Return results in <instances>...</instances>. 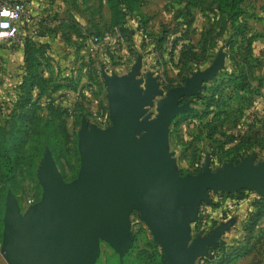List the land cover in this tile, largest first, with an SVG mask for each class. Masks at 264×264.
Listing matches in <instances>:
<instances>
[{"label":"water","instance_id":"obj_1","mask_svg":"<svg viewBox=\"0 0 264 264\" xmlns=\"http://www.w3.org/2000/svg\"><path fill=\"white\" fill-rule=\"evenodd\" d=\"M223 66L224 54L218 51L207 69L164 94L151 74L136 79L135 68L122 77L103 71L110 126L103 130L81 118L79 169L72 181H63L46 150L37 169L39 201L22 212L7 192L0 242L4 262L96 264L101 241L121 260L131 246L129 213L135 208L164 252L163 264H195L208 256L220 231L191 240L186 214L194 221L197 207L211 204L210 193L253 191L264 198V161L255 163L254 156L215 174L207 162L196 175L174 171L169 127L192 100L180 101L198 97ZM157 97V114L150 118L148 109Z\"/></svg>","mask_w":264,"mask_h":264},{"label":"rangeland","instance_id":"obj_2","mask_svg":"<svg viewBox=\"0 0 264 264\" xmlns=\"http://www.w3.org/2000/svg\"><path fill=\"white\" fill-rule=\"evenodd\" d=\"M143 4L147 17L142 14L143 19L147 24L150 19L151 25H156L158 32L161 30L167 34L169 48L173 47L175 39L180 44L192 43L195 45L200 41L204 43L206 41V44L214 46L205 55L197 56L187 66L179 67L177 65L170 68L166 67V64L162 66L158 64L161 75L159 87L163 94L170 88L182 86L193 73L207 69L220 49L225 52V67L223 66L224 68L217 73L212 81L204 85V89L198 97L180 101L182 104L189 99L192 100L188 110L184 114L178 115L170 124L167 148L173 154L175 173L178 176L196 175L202 171L207 162L210 172L215 174L224 165L236 166L255 153V163L264 161V154H257L259 148L263 150L262 145L242 142V137L250 136L247 133L250 129L244 131L241 128L240 120L245 118L243 123L246 128L250 125L251 113L249 111L253 96L250 93H236L230 87H221V83L224 84L227 81V75L243 66L244 51H238L233 62L227 60L223 44L228 41L227 37L231 34L230 24L224 17H219L216 11V0H197L195 7L190 8L194 21V30L192 31H187L185 27V22L188 21V15H190L189 10L187 12L185 8V0L180 3L175 0H143ZM242 9L243 16L238 22L239 26L243 27L244 25L251 35H264V0H245ZM162 11L165 12V15ZM173 16L179 19L175 21V24ZM133 20L137 19L130 18L129 27L130 25L134 26ZM147 24L144 29L149 37L148 43H150V40L154 41L153 37L156 36V33L149 30ZM141 42L146 43L142 39ZM180 44L176 45V53L181 49ZM93 46L96 47V45ZM65 51L67 52V50ZM130 52L132 51L130 50ZM69 53L73 55L72 60L67 65L65 64L66 66L54 78L55 83H52L50 88L41 95L32 120L29 119L23 125V121L18 120L21 114L10 117L15 108L14 101H3L0 104V205H3L0 207V214L2 229L7 192L16 198L22 212L29 207L27 204L29 200L34 203L39 201L41 187L37 180V169L45 151H50L48 143L53 146L50 153L57 170L63 181L68 183L77 176L79 169L77 133L81 118H85L89 124L103 130L110 126L102 72L104 70V72L112 74H122L128 72L130 67L126 66L123 71L118 70L119 65L116 64L124 63V61L120 62L122 58L110 60V62L104 61L103 57L99 56L98 58L94 54L91 45L79 46L76 44ZM135 59L136 55L129 53L126 58L127 64H132ZM167 62L169 61L166 60ZM57 85L63 87L62 91L55 89ZM61 93H64L63 96H60ZM158 100L159 97L155 98L154 106L148 109L150 118H154L157 114L156 102ZM49 106H53L57 111L63 109L65 112H62V116H55L54 113L57 114L55 111H48ZM81 114L85 116L80 118ZM49 118L51 126L47 125ZM260 125H262L260 130L263 132V137H261L264 138V125L262 123ZM20 127H22L24 135L20 134L21 140L15 142L16 136L19 137ZM243 131L244 135L241 137ZM4 149L8 150V159L3 157ZM235 154L239 157H236ZM237 160L239 161L236 163ZM7 170L10 176H7L6 179L11 184V190L7 184L2 182ZM10 177L11 179H9ZM254 194L253 191L246 192V195ZM222 195L221 192L210 193L211 204L208 206L211 208L219 206V198H224ZM204 206L207 204L197 207L194 221H190L186 214L191 240L206 237L208 227L216 226V222L211 218V211L207 213ZM196 221L200 222L198 228H195ZM129 223L132 236L129 251L132 253V258L138 257L139 261L136 264H163L165 254L161 247L153 241L148 228L140 221L138 209L130 211ZM229 234L230 236L225 238L228 247L239 245L250 251L247 257H242V264H264V223L249 235H243L239 231ZM221 244L219 242L217 247ZM217 247L212 250L215 251ZM209 254L215 256L212 251ZM218 257L219 255L215 258ZM108 258H111L114 263L121 262L123 259L120 260L118 255L101 241L96 264H106ZM199 260H202L203 263L197 264H213L210 261L207 263V255ZM0 264H6L2 258H0Z\"/></svg>","mask_w":264,"mask_h":264},{"label":"crops","instance_id":"obj_3","mask_svg":"<svg viewBox=\"0 0 264 264\" xmlns=\"http://www.w3.org/2000/svg\"><path fill=\"white\" fill-rule=\"evenodd\" d=\"M16 1L25 2L32 7H36L42 15L43 24L41 31L37 36L26 35L14 45L0 44V104L3 101L13 102L16 99L18 94L16 87L22 82V78L25 76L24 49L28 44L34 45L36 48H42L43 55L39 59L41 63V77L50 86L52 83H55L54 78L58 72L72 60L73 55L70 54L69 51L76 44L79 46L91 45L93 47L94 54H96L98 58L99 56L103 57L104 61L110 62V60L112 61L122 58L120 62L124 61V63L116 64L119 65L117 67L118 70L123 71L126 66L130 67L128 72H124L122 74H112L106 72L110 76H126L133 68H135L137 72V75L135 76L136 79L144 78L147 74H151L153 78L158 79L157 81L160 84L161 82L159 78H161V75L159 74V65L162 66L166 64V67L170 68H174L177 65L180 67L183 61L181 60V53L185 50L193 52L196 56L205 55L206 53H203L204 43L202 41L198 42V44L196 43L195 45L192 43L180 44L176 42L177 44L174 45L173 43V47L169 48V37H167V34L164 31L160 30V32H158L156 25H151L150 19H148V28L156 33V36L153 37L154 41L150 40V43L141 42V37H139L140 35L135 30L134 26L130 25L129 27L128 23L130 18H127L126 28L134 31L132 35L120 34L121 39L118 41V44L113 45L112 47L100 48L99 46H93L91 43V38L93 36H99L104 33L117 30L112 27L111 13L106 0ZM144 7L145 6L143 4L141 13L145 16L146 11ZM162 13L165 15L164 11H162ZM173 18L175 24V21H178L179 19L176 16H173ZM190 30H194V21L190 25L189 29H187V31ZM253 37L254 39L250 47L251 56L249 57V60L252 62L249 78L250 87L249 91L245 92V94L250 93L253 96L252 106L249 111L251 113V116L249 117V119H251V123L247 128L243 123L245 118L241 119L240 123L241 128L244 131L250 129L247 133L250 137H252L253 141L259 143L264 141V138H262L263 132L260 130L262 125L259 126L261 123L264 125V35H253ZM178 44H180L181 49L178 53H176V47ZM257 46H260L261 48H258ZM65 50H67V52ZM130 50L132 52H130ZM219 51L225 55L224 50L220 49ZM129 53H132L134 56L136 55L135 61L130 65L127 64L128 62L126 60ZM166 60L169 62L166 63ZM225 64L226 59L224 58V65ZM62 89L63 87L60 86L57 91H62ZM36 93H38V90L35 88L33 90V95L36 96ZM240 93L244 94L242 92ZM63 94L61 93L60 96H63ZM244 131L241 133V136L244 135ZM255 154L252 156L256 157ZM257 154H264V152L259 150ZM258 197L259 196L256 193L254 195H246V197L231 211H226L220 203L216 208H209L207 213L211 211V218L216 222V226H213V228L210 227L211 229L208 227L207 234L209 235L215 230L220 231L218 242L222 243L224 246H227L225 238L230 236L229 233L233 234L234 232L239 231L245 235L243 229L246 218L247 215L253 211L251 202ZM263 223L264 217L259 220L254 230L259 228ZM211 251L213 250L210 249L209 252ZM248 255L244 257H247ZM199 259L196 260L195 264L199 262ZM215 259V257L208 253L207 263H209L208 261L213 263L215 262ZM242 263L243 260L240 258L233 264Z\"/></svg>","mask_w":264,"mask_h":264},{"label":"trees","instance_id":"obj_4","mask_svg":"<svg viewBox=\"0 0 264 264\" xmlns=\"http://www.w3.org/2000/svg\"><path fill=\"white\" fill-rule=\"evenodd\" d=\"M177 3L182 2L183 0H175ZM245 0H216V11L219 17H224L227 22L230 24L229 31L231 32L228 35V41H225L223 44V48L226 49L227 60L233 62L235 60L236 54L238 51L243 50L244 53L242 55L243 66L239 67L236 70H233L227 78L224 84L221 83V87H230V89L236 93L248 92L249 91V78L250 72L252 67V62L249 60L251 56L250 47L252 41L254 39L253 35L248 33L246 27L239 26V21L243 16V9L242 4ZM107 5L109 7L111 18H112V27L116 28L120 34L122 35H132L134 31L129 30L126 28V19L127 18H135L139 20V23L146 27V20L143 19L141 8L143 5V0H106ZM186 2V9L187 12L189 10L188 21L185 22V27L189 29L190 25L193 22V16L191 13L192 7H195L197 0H185ZM184 18V17H183ZM186 20V19H185ZM100 36V35H99ZM226 40V39H225ZM177 40L174 41V45L176 44ZM203 42V41H202ZM204 43V42H203ZM205 46V47H204ZM213 45H208L205 43L203 44V53L207 52V50H212ZM183 48V45H182ZM43 55L42 48H36L34 45H26L24 49V68H25V76L22 78V82L16 87L17 89V96L14 101L15 108L12 110V114L10 117H14L16 114H21L18 120L23 121V125L26 124L27 121L32 120L34 118V112L36 110V106H38L37 102L40 100V97L43 93H45L48 88L49 84L41 77L40 66L41 63L39 59ZM181 60L182 66H187L191 64V61L196 59V54L189 50H185L181 53ZM38 90L37 95L34 97L33 90ZM53 88V87H52ZM60 86H56L55 89L58 90ZM48 111H55L57 114L54 113L55 116H62V112L65 110L57 111L53 108V106H49ZM33 113V114H32ZM26 114V115H25ZM85 115H80L84 117ZM185 118V117H184ZM25 121V123H24ZM51 120L47 122L48 126H51ZM14 126V125H12ZM20 134L24 135L22 131V127L18 131L19 137L16 136L15 142L18 140L20 141L22 137ZM242 137V136H241ZM242 142H248L255 144L256 142L253 141L252 137H242ZM258 146L262 145V148H259L260 151L264 152V141L256 143ZM47 146L49 150L52 152L53 146L51 143H48ZM253 147V146H252ZM237 152V151H236ZM236 157H239L235 154ZM3 157L8 159L9 153L7 149L3 151ZM235 157V158H236ZM1 158V156H0ZM239 160L236 161V163ZM5 179L2 181L3 183L7 184L8 188H11V184L6 179L7 176H10L9 171L7 170L5 173ZM11 179V177L9 178ZM11 190V189H10ZM246 192L248 191H241L239 193L234 194V196L242 201L246 197ZM230 196V195H228ZM253 207V211H251L246 218V222L244 225V232L245 234L249 235L253 232L254 228L257 226L259 220L264 217V198H256L251 202ZM3 205H0L2 207ZM217 207V206H216ZM200 226V222H195V228ZM1 232H2V221H1V214H0V242H1ZM219 253H218V252ZM215 253L214 257L218 258L215 259L213 264H233L238 259L248 255L250 251L245 247L236 245V246H224L223 244L219 245L217 249L212 251ZM217 254V255H216ZM132 253L129 251L122 259L121 262L114 263L111 258L106 260V264H136L138 263V257L132 258Z\"/></svg>","mask_w":264,"mask_h":264},{"label":"built area","instance_id":"obj_5","mask_svg":"<svg viewBox=\"0 0 264 264\" xmlns=\"http://www.w3.org/2000/svg\"><path fill=\"white\" fill-rule=\"evenodd\" d=\"M5 9L9 11L10 15L0 16V25H7V27H0V33H7V35L0 36V44L14 45L26 35L37 36L40 33L43 21L42 15L36 7H32L25 2L16 0H0V11ZM134 26L142 41L148 43V34L139 23V20L134 21ZM120 39L121 35L116 30L104 33L100 36H93L91 38V43L100 48H106L118 44ZM222 197L224 198H219V203L226 209V211H231L240 202V200L234 195L228 197V195L223 194ZM27 204L30 206L34 204V202L29 200ZM204 208L205 210H208L211 206L207 205L204 206ZM0 258H2L1 254ZM199 262L203 263L202 260H199Z\"/></svg>","mask_w":264,"mask_h":264},{"label":"clouds","instance_id":"obj_6","mask_svg":"<svg viewBox=\"0 0 264 264\" xmlns=\"http://www.w3.org/2000/svg\"><path fill=\"white\" fill-rule=\"evenodd\" d=\"M10 13L7 9L0 11V16H9ZM0 27H7V25H0ZM7 35V33H0V36Z\"/></svg>","mask_w":264,"mask_h":264}]
</instances>
